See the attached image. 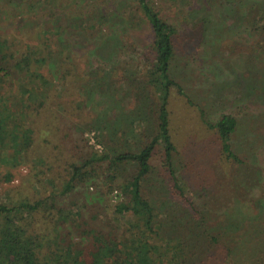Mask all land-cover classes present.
Listing matches in <instances>:
<instances>
[{"label": "rangeland", "instance_id": "1", "mask_svg": "<svg viewBox=\"0 0 264 264\" xmlns=\"http://www.w3.org/2000/svg\"><path fill=\"white\" fill-rule=\"evenodd\" d=\"M27 1L0 0L1 31L20 33L22 17H27L29 25L45 27L60 25L64 17L74 13L43 0L32 9L26 8ZM150 5L177 30L168 74L186 95L170 86L166 100L169 134L175 145V178L194 206L201 208L206 224L218 229L213 235L224 244L239 247L241 255L255 261L264 255V0H150ZM133 7L138 18L134 17L136 28L130 30L127 42L146 53L151 28L132 0H113L112 7L106 8L111 14L109 25L104 27L106 32L116 30L124 35ZM115 36L113 32L105 42L97 43L83 37L69 38L73 42L66 43V48L71 54L64 67L72 73L71 85L65 83L69 77L57 73L53 79L55 100L53 104L48 100L40 114L29 110L28 100L20 106L8 97L10 111L21 118L19 131L29 135L30 143L22 162L1 159L0 203L59 194L69 165L82 156L136 152L157 133L160 89L155 93L144 81L131 82L132 72L125 75L117 69L109 81L97 76L91 79L106 67L94 55L95 45L121 39ZM105 49L108 55L111 48ZM124 59L128 65L141 61L131 62L128 55ZM95 79L98 82H93ZM223 114H232L237 121L229 138L237 159L222 155L221 140L208 126ZM155 165L142 186L143 194L158 210H177L189 218L188 208L182 209L165 188L171 185L170 178L160 161ZM95 166V177L76 186L68 198H61L89 206L97 203L109 214L121 197L116 186L132 169L111 167L108 158ZM113 175L117 176L114 181ZM170 222L167 229L172 235L189 233L184 227L174 228L175 220ZM188 225L195 236L196 223L192 220ZM60 230L64 234L68 228Z\"/></svg>", "mask_w": 264, "mask_h": 264}, {"label": "trees", "instance_id": "2", "mask_svg": "<svg viewBox=\"0 0 264 264\" xmlns=\"http://www.w3.org/2000/svg\"><path fill=\"white\" fill-rule=\"evenodd\" d=\"M40 1L28 0L26 8L32 9L34 3ZM43 1L59 9H73L74 13L64 17L60 25L38 27L29 25L27 17H22L20 33L0 30V161L4 156L6 161L22 162L30 143L29 135L19 131L18 121L21 118L17 112L10 111L8 97L20 106L28 100L29 110L36 114L47 107L48 100L53 104L56 93L53 79L57 73L63 72L62 75L69 77L68 82H64L71 85L72 73L64 67L66 58L71 54L66 48V43L71 45L73 42L71 38L105 42L113 32L115 37L121 38L95 45L94 55L106 67L101 75H93L91 79L97 76L109 81L111 73L117 69L120 74L132 72L129 76L131 82L144 81L153 92L162 91L156 101L158 131L136 152L82 156L78 162L69 165L68 178L59 194L51 193L15 204L1 202L0 264H264V255L252 261L237 251L239 247L224 244L220 237L213 235V231L218 229L206 224L201 208L194 206L192 198L186 195L175 178V145L169 134L166 100L170 86H175L179 94H186L168 74L177 33L174 25L151 7L150 0H132L151 28L152 39L145 53L135 44L127 42L130 30L136 28L133 22L134 17L138 18L136 8L129 12L130 22H127L128 18L126 20L129 30L125 29L122 35L116 30L106 32L107 27H104L107 23L109 25L111 10L107 9L112 7L113 0ZM74 1L77 3L74 4ZM106 46L111 48L108 55L105 54ZM97 49L100 53H96ZM126 55L131 62L141 61L128 65L124 59ZM49 110L52 111V108ZM208 126L216 131L221 140L222 155L237 159L229 142L237 126L235 116L223 114L217 122H210ZM30 130L27 129L28 132ZM81 138L84 140L82 135ZM8 151H11L10 156ZM107 158L111 167L130 164L127 167L132 169L116 186L121 197L113 204L111 213L104 212L97 203L89 206L73 198L68 201L61 198H68L76 186H82L95 177V165ZM158 160L170 178L171 185L165 188L171 191L170 197L177 199L182 209L188 208L189 218L177 210L170 213L165 208L158 210L143 194L142 186L149 181ZM127 167L124 169L127 170ZM116 177L113 175L111 180ZM168 220H171L170 224L175 220L174 228L181 226L189 233L172 235L167 229ZM192 220L196 223L195 236L188 225ZM61 227L68 230L62 234Z\"/></svg>", "mask_w": 264, "mask_h": 264}, {"label": "built area", "instance_id": "3", "mask_svg": "<svg viewBox=\"0 0 264 264\" xmlns=\"http://www.w3.org/2000/svg\"><path fill=\"white\" fill-rule=\"evenodd\" d=\"M93 134V133H92ZM94 141H93V139H92V143H93Z\"/></svg>", "mask_w": 264, "mask_h": 264}]
</instances>
